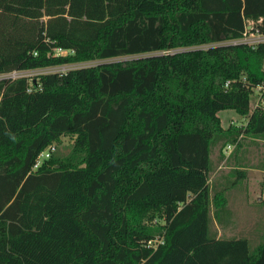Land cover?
<instances>
[{
	"label": "trees",
	"instance_id": "trees-1",
	"mask_svg": "<svg viewBox=\"0 0 264 264\" xmlns=\"http://www.w3.org/2000/svg\"><path fill=\"white\" fill-rule=\"evenodd\" d=\"M258 19L264 0H0V73L98 60L0 78V264H264L208 226L212 145L264 134V41H232ZM62 134L82 156L34 168Z\"/></svg>",
	"mask_w": 264,
	"mask_h": 264
},
{
	"label": "rangeland",
	"instance_id": "rangeland-1",
	"mask_svg": "<svg viewBox=\"0 0 264 264\" xmlns=\"http://www.w3.org/2000/svg\"><path fill=\"white\" fill-rule=\"evenodd\" d=\"M180 49L184 48L175 50ZM67 51L54 48L55 53L65 54ZM135 56L137 55L116 56L109 60H127ZM97 61L94 59L32 69H15L0 73V78L22 74L33 77L42 72L65 71L70 67L89 65ZM259 91H264V84ZM258 95V90H254L250 95V108L254 107ZM218 115L224 128L229 124L242 126L247 121L246 116L236 114L233 108L221 109ZM75 136L62 134L39 154L37 163L39 164L49 154L63 159L78 160L82 152L75 146ZM210 156L211 165L207 173L210 194L222 190L226 204L219 210L218 216L213 212V205L210 206L209 233L218 237H246L249 251L253 252L257 245L264 241V134L252 136L239 133L233 142L227 141L226 136L221 137L212 145ZM36 166L37 164L34 168ZM152 221L159 223L162 219L156 216Z\"/></svg>",
	"mask_w": 264,
	"mask_h": 264
},
{
	"label": "built area",
	"instance_id": "built-area-1",
	"mask_svg": "<svg viewBox=\"0 0 264 264\" xmlns=\"http://www.w3.org/2000/svg\"><path fill=\"white\" fill-rule=\"evenodd\" d=\"M261 21H262L261 19H258L255 22L249 21L245 30L242 33V36L239 38H235L232 41L233 42L242 41V42H245L252 47H254L258 42L264 41V28H261V26H260ZM230 82H231L230 79H227L225 81V86H228V84ZM262 87H263V84H257L256 86L253 87L254 90H258V92H259L258 98L256 99V101L254 103V107L264 105L263 91H261V92L259 91ZM36 164H38V163H36ZM160 242H162V238L158 236V237L148 239L146 244L148 246L156 247Z\"/></svg>",
	"mask_w": 264,
	"mask_h": 264
},
{
	"label": "crops",
	"instance_id": "crops-1",
	"mask_svg": "<svg viewBox=\"0 0 264 264\" xmlns=\"http://www.w3.org/2000/svg\"><path fill=\"white\" fill-rule=\"evenodd\" d=\"M237 114V113H236ZM218 237V236H217Z\"/></svg>",
	"mask_w": 264,
	"mask_h": 264
}]
</instances>
